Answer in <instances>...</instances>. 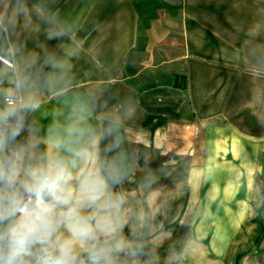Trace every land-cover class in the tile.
<instances>
[{"label":"crops","instance_id":"0c3cea01","mask_svg":"<svg viewBox=\"0 0 264 264\" xmlns=\"http://www.w3.org/2000/svg\"><path fill=\"white\" fill-rule=\"evenodd\" d=\"M22 2L23 13L0 4V88L40 67L55 74L28 114L41 147L87 104V123L119 128L124 181L158 153L201 163L182 186L150 190L168 216L149 223L140 264H264V0ZM182 225L191 233L177 240Z\"/></svg>","mask_w":264,"mask_h":264},{"label":"clouds","instance_id":"9594fccd","mask_svg":"<svg viewBox=\"0 0 264 264\" xmlns=\"http://www.w3.org/2000/svg\"><path fill=\"white\" fill-rule=\"evenodd\" d=\"M16 5L23 13L22 0ZM56 79L40 67L0 88V264H140L134 217L114 191L127 174L118 126L98 131L88 105L74 104L70 122L49 129L41 148L28 114Z\"/></svg>","mask_w":264,"mask_h":264},{"label":"rangeland","instance_id":"374dc122","mask_svg":"<svg viewBox=\"0 0 264 264\" xmlns=\"http://www.w3.org/2000/svg\"><path fill=\"white\" fill-rule=\"evenodd\" d=\"M258 85V84H257ZM244 118V116L242 117ZM259 123H261V131L264 135V110L260 115H257ZM262 120V121H261ZM42 149L47 150L48 147H41ZM169 158V159H168ZM164 159H168L164 161ZM149 163H144L143 171H140V179L133 178L128 179V181L122 182L118 187H125L124 191L120 190V194H122L126 201V207L130 209V216L134 217V219L130 220L131 227L137 229V235L135 239L141 243L142 238H146V236H151L154 232L158 230L156 227L149 226L154 218L167 219L168 211L165 210H153L151 208V204L153 201L151 199L150 190L156 186H163L167 183L175 184L179 186V183L185 181V176H187L189 169L191 167L195 168L201 165L199 162H193L185 159L184 157L178 158L172 157L170 155H162L160 153L149 156ZM147 167H153V170L148 169ZM142 170V169H141ZM213 181V180H212ZM125 182V185H124ZM140 187L143 190V194L136 192V189ZM139 189V188H138ZM116 189H114L115 191ZM176 196V195H175ZM180 195H177L178 197ZM169 197V196H168ZM155 200V199H154ZM167 195L162 194L160 196V202L166 201ZM157 201V199H156ZM148 203V205H147ZM161 229V228H160ZM191 233L190 228L187 225H182L176 231L177 240L182 237L189 235ZM124 234L132 239V235L130 232V227L126 226L124 229ZM151 244V243H150ZM145 244H142L145 250ZM178 246L179 242H174L172 246ZM263 243L257 244V250H260L263 247ZM261 246V247H260ZM155 260V261H154ZM150 258L145 261V264H168L166 261L158 260Z\"/></svg>","mask_w":264,"mask_h":264}]
</instances>
